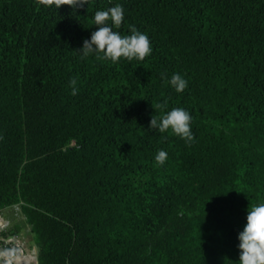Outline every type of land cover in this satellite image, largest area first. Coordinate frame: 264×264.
<instances>
[{"label": "trees", "instance_id": "1", "mask_svg": "<svg viewBox=\"0 0 264 264\" xmlns=\"http://www.w3.org/2000/svg\"><path fill=\"white\" fill-rule=\"evenodd\" d=\"M116 4L113 30L151 41L143 61L78 51ZM177 107L191 143L148 127ZM260 203L264 0H0V211L20 205L38 264H239Z\"/></svg>", "mask_w": 264, "mask_h": 264}, {"label": "clouds", "instance_id": "2", "mask_svg": "<svg viewBox=\"0 0 264 264\" xmlns=\"http://www.w3.org/2000/svg\"><path fill=\"white\" fill-rule=\"evenodd\" d=\"M37 3L46 7L54 6L57 10L61 6H68L72 10L83 9L90 0H37ZM124 21V9L116 4L107 10H98L94 14L96 30L91 33L90 39H85L78 49L82 57L97 54L98 59L110 60L117 63L121 58L128 61H143L152 53V45L149 37L139 31L134 25H130V35H121L118 31ZM109 22H111L109 24ZM102 53L103 56L99 54ZM164 74H162V78ZM176 92H183L188 85L186 79L180 74H173L168 81ZM71 94L79 93L76 78L70 80ZM167 107V101L156 105L158 109ZM192 117L183 108H173L164 114L159 120L151 116L149 128L156 129L161 133L169 130L191 143L194 140L191 131ZM168 158L164 150H159L155 156L158 165H163ZM10 224L0 222V233L7 232ZM239 264H264V203L247 208L246 224L238 233ZM35 251L34 246L29 247L21 238L0 236V264H30V258Z\"/></svg>", "mask_w": 264, "mask_h": 264}, {"label": "crops", "instance_id": "3", "mask_svg": "<svg viewBox=\"0 0 264 264\" xmlns=\"http://www.w3.org/2000/svg\"><path fill=\"white\" fill-rule=\"evenodd\" d=\"M0 222H8V230H14L30 248L34 246L35 251L30 258V264H38V247L36 246L29 224L26 222L20 205H12L0 211Z\"/></svg>", "mask_w": 264, "mask_h": 264}, {"label": "built area", "instance_id": "4", "mask_svg": "<svg viewBox=\"0 0 264 264\" xmlns=\"http://www.w3.org/2000/svg\"><path fill=\"white\" fill-rule=\"evenodd\" d=\"M0 236H3L5 238L9 236L19 237L18 233L14 230H7V232L0 233Z\"/></svg>", "mask_w": 264, "mask_h": 264}]
</instances>
